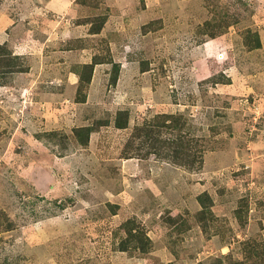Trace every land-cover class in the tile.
<instances>
[{
	"label": "rangeland",
	"instance_id": "1",
	"mask_svg": "<svg viewBox=\"0 0 264 264\" xmlns=\"http://www.w3.org/2000/svg\"><path fill=\"white\" fill-rule=\"evenodd\" d=\"M0 44V264H264V0H0Z\"/></svg>",
	"mask_w": 264,
	"mask_h": 264
},
{
	"label": "trees",
	"instance_id": "2",
	"mask_svg": "<svg viewBox=\"0 0 264 264\" xmlns=\"http://www.w3.org/2000/svg\"><path fill=\"white\" fill-rule=\"evenodd\" d=\"M99 28L100 27H98L97 29H95V30H93L94 32H99ZM254 46L255 47H259L260 45H261V40H260V37H259V35H257V37L255 38V40H254ZM0 54L4 57V58H6L7 57V60L9 59V57H10V54H11V52H8L7 51V48H6V45H4V44H0ZM2 63H0V65H1ZM91 68V73H92V66L90 67ZM90 73V74H91ZM82 78V77H81Z\"/></svg>",
	"mask_w": 264,
	"mask_h": 264
}]
</instances>
